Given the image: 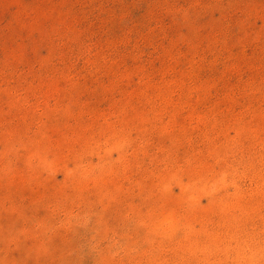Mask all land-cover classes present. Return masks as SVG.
Segmentation results:
<instances>
[{"label": "rangeland", "instance_id": "1", "mask_svg": "<svg viewBox=\"0 0 264 264\" xmlns=\"http://www.w3.org/2000/svg\"><path fill=\"white\" fill-rule=\"evenodd\" d=\"M0 264H264V0H0Z\"/></svg>", "mask_w": 264, "mask_h": 264}]
</instances>
